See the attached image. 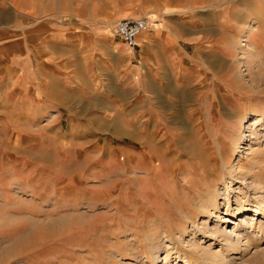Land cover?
<instances>
[{"label": "rangeland", "instance_id": "1", "mask_svg": "<svg viewBox=\"0 0 264 264\" xmlns=\"http://www.w3.org/2000/svg\"><path fill=\"white\" fill-rule=\"evenodd\" d=\"M27 6L25 25L0 34V264H204L192 243L224 254L209 237L218 223L243 244L257 233L233 264H264V216L253 212L264 163L262 193L236 173L264 148V0ZM130 18L169 33L171 51L147 66L115 34ZM13 65L25 77L15 87ZM215 186L220 218L207 233L190 206Z\"/></svg>", "mask_w": 264, "mask_h": 264}, {"label": "bare ground", "instance_id": "2", "mask_svg": "<svg viewBox=\"0 0 264 264\" xmlns=\"http://www.w3.org/2000/svg\"><path fill=\"white\" fill-rule=\"evenodd\" d=\"M145 33H147V32H144L142 34L141 38L142 37L143 38L145 37ZM239 47H242V46H239ZM239 49H241V48H239ZM260 122H261V119L260 118H256L254 120L252 126L258 125ZM155 131H154V129H152L148 133L150 135L154 136L155 134H153V132H155ZM256 139H257V141H260L261 142L262 139H264V135H262V134H256ZM238 140H239L238 138L235 139V146H234L235 148L239 145V143H237ZM251 155H252V157L250 159L251 162L249 164H247V165L240 166V169L242 171H239V172L236 171V173L239 174V176L243 177V179L245 181L247 179H251L252 180V183L255 186L254 192H255V194H258V193L261 192V190H263V188L258 185V180L259 179L257 180V176H255L256 175V172H254V171H256V169L257 168H260V166H261L260 163H259V160L261 161V163H264V148L262 150L259 149V150L255 151V152L253 151L251 153ZM228 160H230V159H228ZM227 166L228 165L226 164V168H228ZM262 169L263 168H260V171L261 172H263ZM235 178H236L235 170L233 169V170H230L229 172H226L224 174V176H223L222 179H224V181H228V180H232V179H235ZM184 181H185V179H184ZM260 182H262V181H260ZM216 186L213 189H211L212 191H208V198L207 199H205L203 196H201V200H200V203L198 205L194 206V208L189 205L190 208L195 209L193 211L194 212L193 219L194 218L195 219L196 218H199V216H201L203 218H208V221L206 222V224H204V225H207L206 226L207 233L210 230L209 224H208L209 220L212 217H214V216H217V218H220L219 217V214H220V205H219V200H218L219 192L216 189ZM257 201H258V202H256L257 203L256 204L257 207L253 211L255 213V217L258 216V215L259 216L260 215H263L264 216V196H262ZM249 202H251L250 199H247L245 201H242L241 200V202L238 203V207H237L236 210H232L230 208V206H229L228 215H232V214H236V213H241V211H244V209L246 208V206H248V203ZM191 214H192V212L189 210L186 213V215L184 216V218H185L184 220L185 221L192 222V219L190 218ZM255 217L251 218L250 221H255ZM219 224L220 223H218L217 226L213 230H210L209 237L212 238V240H214V241H218L219 240V241H222L223 242V246L222 247H225V253H226V254L224 253L225 255L224 254H219V253L215 252L214 249H213V244H210L207 249H204L202 246H200L201 245L200 243H199V245L196 244V243H192L194 241L193 239L191 240L192 242L190 241L192 243V246H194V248H195V254L194 255L198 256L199 259L203 260L204 264H233V262L235 261V259L232 257L234 255V253H236L237 251H239L242 246L246 247L244 251H247L253 245V241L257 238L256 237V235H257L256 232H250L249 234H247V238H246L247 241L243 244V240H242V235L243 234L242 233H240L238 235L237 234V231L235 229H233V230H231L227 234L225 232V230L221 229V227H220ZM258 225H259L257 227L258 228V231H259L258 233H262L263 234V232H264V224H262L261 222H259ZM251 228L254 229V225L251 226ZM244 236H245V234L243 235V237ZM171 243L174 246H176L177 241L174 240V239H172L171 240ZM149 249L152 251V254L153 255L156 253V249H157L156 247H153V246L150 245L149 246ZM178 251H180V250L178 249ZM155 257H156V255H155ZM152 261L153 262H156V263H158V262L160 263L161 259L158 258V256H157ZM188 263H189V261L187 262V264Z\"/></svg>", "mask_w": 264, "mask_h": 264}, {"label": "crops", "instance_id": "3", "mask_svg": "<svg viewBox=\"0 0 264 264\" xmlns=\"http://www.w3.org/2000/svg\"><path fill=\"white\" fill-rule=\"evenodd\" d=\"M27 3L28 0H0V34L2 36L7 35L8 37H11L12 35L13 37L14 35L8 30L11 29L13 25H17L18 21L20 25H25V21L28 18H31ZM31 25L28 27L24 26V35L27 37V39L29 37L32 38L33 36V29ZM42 29H44V26L41 27L40 31H44ZM158 31V29L151 28L148 31L149 33H147L144 38H141L142 35L138 38V48L135 50V52L141 53L144 56L147 66H151L150 63L153 64L154 57L159 51L160 53L164 51V49L165 53L166 51L168 53L171 51L168 45L166 48L165 42V36L170 34H161L162 32ZM1 41H4V39L0 37V43ZM139 41L144 44V47L139 45ZM8 69L11 76V81L9 83L10 86L14 85L15 87L17 83L21 84L23 79L25 81V77H22V74L17 76V68L14 67V65Z\"/></svg>", "mask_w": 264, "mask_h": 264}, {"label": "built area", "instance_id": "4", "mask_svg": "<svg viewBox=\"0 0 264 264\" xmlns=\"http://www.w3.org/2000/svg\"><path fill=\"white\" fill-rule=\"evenodd\" d=\"M151 29V22L147 18L140 19H124L115 29V34L119 37L131 50L138 48V38Z\"/></svg>", "mask_w": 264, "mask_h": 264}]
</instances>
